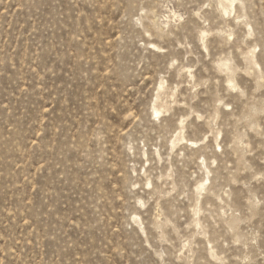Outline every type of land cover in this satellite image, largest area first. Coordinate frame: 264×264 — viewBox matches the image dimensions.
<instances>
[{"label":"rangeland","instance_id":"obj_1","mask_svg":"<svg viewBox=\"0 0 264 264\" xmlns=\"http://www.w3.org/2000/svg\"><path fill=\"white\" fill-rule=\"evenodd\" d=\"M128 3L0 0V264H159L148 233L138 227L155 209L129 217L125 203L126 180L147 168L122 152L121 141L140 119L155 70L163 75L176 44L155 40L145 47L122 20ZM256 23L264 31L259 18ZM194 26L189 16L175 36H189ZM216 42L205 38L201 56L211 58ZM239 82L253 86L247 78ZM159 114L154 104L152 116ZM103 125L110 126L103 159L86 155L81 145ZM259 143L253 140V156L242 162L257 175L264 171ZM249 179L248 172L240 177ZM249 188L257 199L264 194V184ZM240 190L230 188L238 210ZM221 228V236L230 231L223 249L229 264H264V205L241 211ZM233 239L239 244H230ZM193 243V264H219L221 248L205 253L200 238Z\"/></svg>","mask_w":264,"mask_h":264},{"label":"clouds","instance_id":"obj_2","mask_svg":"<svg viewBox=\"0 0 264 264\" xmlns=\"http://www.w3.org/2000/svg\"><path fill=\"white\" fill-rule=\"evenodd\" d=\"M189 16L195 24L193 31L187 37H176ZM257 18L264 28V0H259L258 10L254 0H129L124 9L123 22L144 39L145 47L155 40L171 39L176 44L168 49L172 54L163 75L160 68L155 70L153 87L145 93L143 110L137 113L140 119L121 141L122 152L147 168L126 180L125 203L130 205L129 217L155 209L138 227L148 233L159 264H193L197 238L203 241L199 249L205 253L221 248L219 264H229L223 249L229 246L224 236L230 231L221 236V226L227 227L241 211L251 213L264 205V194L257 199L249 188L254 182L264 184V171L257 175L242 163L253 156V140L264 148V31L258 29ZM205 38L218 41L211 58L198 51ZM180 49L183 52L178 56L175 53ZM170 74L174 78L165 85ZM241 77L253 86H241ZM202 96L208 99L198 103ZM154 104L160 113L157 117L152 116ZM109 119L116 124V118ZM133 120L136 117L127 122L121 119L119 126L127 127ZM99 131L81 148L86 155L95 152L103 159L110 126L103 125ZM245 172L250 179L242 181ZM237 185L243 203L240 210L230 191ZM230 244H239V240Z\"/></svg>","mask_w":264,"mask_h":264}]
</instances>
